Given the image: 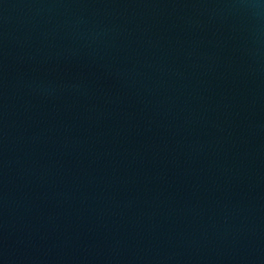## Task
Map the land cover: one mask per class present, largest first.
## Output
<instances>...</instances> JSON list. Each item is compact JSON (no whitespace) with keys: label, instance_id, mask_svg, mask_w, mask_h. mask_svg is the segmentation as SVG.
<instances>
[{"label":"water","instance_id":"water-1","mask_svg":"<svg viewBox=\"0 0 264 264\" xmlns=\"http://www.w3.org/2000/svg\"><path fill=\"white\" fill-rule=\"evenodd\" d=\"M0 264H264V0H0Z\"/></svg>","mask_w":264,"mask_h":264}]
</instances>
